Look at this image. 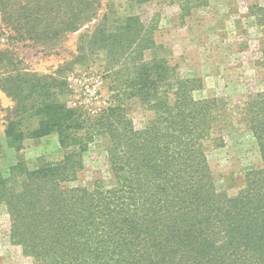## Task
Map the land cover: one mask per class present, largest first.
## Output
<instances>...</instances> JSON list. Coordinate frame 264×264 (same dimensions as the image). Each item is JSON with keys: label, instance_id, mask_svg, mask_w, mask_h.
<instances>
[{"label": "trees", "instance_id": "trees-1", "mask_svg": "<svg viewBox=\"0 0 264 264\" xmlns=\"http://www.w3.org/2000/svg\"><path fill=\"white\" fill-rule=\"evenodd\" d=\"M124 1L138 7L151 0ZM208 2L177 0L179 16ZM115 6L108 2L99 15L101 0H0L7 40L53 53L78 32L79 54L104 55L112 91L98 111L73 104L66 77L25 68L0 41V90L15 102L7 145L19 151L26 138L56 133L63 151L57 161L39 158L29 167L19 158L0 170L11 244L37 264H264V90L240 107L260 164L230 196L217 188L205 152L206 144L223 146L233 125L226 99L195 98L202 78L170 62L155 23ZM247 10L262 31L264 66V4ZM131 98L151 113L141 128L129 116ZM99 140L109 181L68 186Z\"/></svg>", "mask_w": 264, "mask_h": 264}, {"label": "rangeland", "instance_id": "rangeland-1", "mask_svg": "<svg viewBox=\"0 0 264 264\" xmlns=\"http://www.w3.org/2000/svg\"><path fill=\"white\" fill-rule=\"evenodd\" d=\"M111 1L101 0L99 15ZM253 3L264 4V0H209L206 6L181 18L177 0H151L138 7L115 0L120 10H133L144 23H155L156 42L163 46L164 53L172 64H177L182 75L202 78L203 87L194 92L195 98L215 96L226 99L233 125L224 131L223 146L215 147L209 143L205 152L217 188L230 196L243 187L245 173L260 164L256 142L240 112L249 94L264 90V66L259 49L262 31L247 10ZM8 34L9 31L0 25L2 45L17 51L22 66L39 73L56 72L66 77L73 90V104H82L94 112L111 100V79L104 70V55L79 54L78 32L69 34L53 53L31 44L7 40ZM14 104V100L0 90V170L7 171L19 158L29 167H33L39 158L60 160L63 151L56 133L26 138L19 151L7 145L4 128ZM127 110L136 128L145 126L151 117L136 98L127 100ZM83 159V169L74 181L67 183L68 186L91 188L97 180L109 181L106 151L100 140L90 145ZM0 264H37L22 255L20 247L11 244L4 210L0 212Z\"/></svg>", "mask_w": 264, "mask_h": 264}]
</instances>
